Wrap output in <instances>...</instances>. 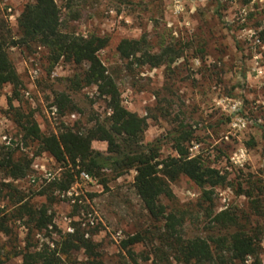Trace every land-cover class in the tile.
Masks as SVG:
<instances>
[{
    "label": "rangeland",
    "instance_id": "374dc122",
    "mask_svg": "<svg viewBox=\"0 0 264 264\" xmlns=\"http://www.w3.org/2000/svg\"><path fill=\"white\" fill-rule=\"evenodd\" d=\"M27 0H0L12 32L17 33L16 17ZM60 8L61 29L76 34L108 35V45L98 52L99 58L116 82L122 104L145 116L147 126L143 142L158 140L162 156L172 154L174 128L183 126L192 132L187 146L192 155H200L205 164L227 173L231 186L215 187L212 205L202 198L201 189L185 175L171 183L172 197L161 198L167 212L183 218L184 238L217 233L208 228L210 211L231 207L252 213L253 223L262 226L259 259L264 264V191L260 194L262 216L253 214L252 198L236 193L250 190L254 196L264 188V0L242 4L239 0H56ZM145 34L157 48L162 43L184 46L182 56L169 66L128 68L120 60L116 45L121 38ZM9 56L19 73L22 87L12 105L20 111L33 112L43 133L58 132L61 123L69 126L90 125V118L109 114L107 102L99 97L94 85L71 92L76 104L73 111L51 114L56 92L66 90V78L76 66L59 60L49 70L46 49L32 45L9 48ZM40 68L37 74L34 68ZM45 72V73H44ZM29 92V95H26ZM11 86L0 89V147L13 149L15 157L31 159L23 178L12 180L0 170V182H11L34 203L46 202L35 192L47 181L44 171L59 176L64 167L41 151L36 140L24 138L10 109ZM71 114H74L72 117ZM6 136V139H3ZM95 149L105 151L104 141H93ZM135 171L130 170L106 185L77 177L79 196L76 202L55 196L50 206L53 221L61 232L74 229L75 223L95 243L103 264H182L163 242L165 219L153 220L133 188ZM35 176L36 183L28 177ZM208 188V187H207ZM80 205L75 209L74 204ZM9 210L12 202L0 195V209ZM12 234L0 233V248L11 256L5 264H20L12 255L26 242L36 248L58 233L32 231L23 221L11 223ZM141 233L142 242L130 246L132 256L120 246L128 236ZM51 236V237H50ZM33 249V247H32ZM73 263L85 264L82 249L72 252ZM146 256H148L146 258ZM237 260L228 264H252ZM70 264V263H69Z\"/></svg>",
    "mask_w": 264,
    "mask_h": 264
},
{
    "label": "trees",
    "instance_id": "16d2710c",
    "mask_svg": "<svg viewBox=\"0 0 264 264\" xmlns=\"http://www.w3.org/2000/svg\"><path fill=\"white\" fill-rule=\"evenodd\" d=\"M248 4L252 0H239ZM6 8L0 7V89L11 86L12 95L8 98L10 109H14L18 118L14 121L24 132V138L37 141L40 150L45 151L63 168L61 174L43 184L35 193L44 195L46 202L34 203L11 182H0V195L8 196L12 208L0 209V233L12 234V221H23L32 231L58 233L59 238L50 243L43 242L39 247L29 241L23 248L12 255L20 256V264H71L73 251L82 249L86 255L85 264H103L102 256L96 243L75 223L73 231L61 232L53 221L50 206L61 192L68 190L76 181L80 172L104 186L109 175L118 178L134 170L133 188L143 203L144 208L153 220L165 219V236L162 240L172 250L174 258L182 264H228L237 260L244 263L249 257L252 264H261L259 259L260 236L262 226L258 221L253 223L252 213L241 212L235 208H225L213 214L207 213L208 228L217 229L216 234L194 235L184 238L180 230L183 218L167 212L161 198H171V183L180 175L193 181L202 192V198L212 205V194L215 187L231 186L227 173L212 167L202 160L201 156L192 155L187 146L192 132L180 126L174 128L171 136L173 153L162 156L161 144L156 139L144 143L143 134L147 126L145 116L128 110L123 106L119 88L99 58L98 52L109 42L108 35L96 33L76 34L61 29L60 8L56 0H27L16 17L17 33H13L8 24ZM42 46L46 49L48 69L59 60L73 63L76 70L66 78L64 91L56 92L54 104L59 114L77 109L71 98V92L79 91L84 86L94 85L97 95L107 102L109 114L103 118L93 115L88 126H69L61 123L58 132L43 133L33 118V112L24 113L12 105L18 98L22 81L10 56L9 48ZM184 46L176 43H162L155 48L145 34L137 38H121L116 45L120 60L128 68L147 66L156 68L169 66L182 56ZM45 73V72H44ZM93 141H104L106 150L101 151L92 146ZM31 159L23 155L15 157L13 149L0 147V170L12 180L27 175ZM208 187V188H207ZM238 188L236 193L252 198L250 208L256 216H262L260 194ZM80 205L74 204V208ZM141 233H135L121 241V248L132 256L130 246L142 242ZM33 247V249H32ZM4 248V246H3ZM0 248V264H5L11 256L3 254ZM148 256H146L147 258Z\"/></svg>",
    "mask_w": 264,
    "mask_h": 264
},
{
    "label": "built area",
    "instance_id": "2783aa9c",
    "mask_svg": "<svg viewBox=\"0 0 264 264\" xmlns=\"http://www.w3.org/2000/svg\"><path fill=\"white\" fill-rule=\"evenodd\" d=\"M39 70L40 68L37 66V68H34L33 73L37 74ZM26 95H29V92H26ZM50 110H51L52 115H56L58 113L57 108L55 106H51ZM71 115L72 117H74V114H71ZM3 139H6V136H3ZM42 176H43L44 181H47V182L50 180H53L55 177H58V176H55L53 172L47 171V170L43 172ZM79 178L84 181L94 182V178H92L85 172H80ZM28 179L30 183H36L35 176H29ZM77 187H78V182H74L68 190L61 192L59 196L62 198L66 197L70 199L71 202H76L75 199L79 196V193L76 190ZM68 231L71 232L72 229L68 228Z\"/></svg>",
    "mask_w": 264,
    "mask_h": 264
}]
</instances>
